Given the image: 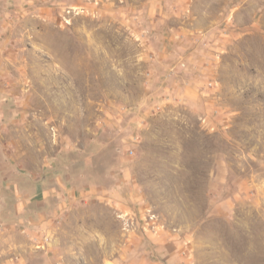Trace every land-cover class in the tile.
Listing matches in <instances>:
<instances>
[{
	"label": "rangeland",
	"instance_id": "rangeland-1",
	"mask_svg": "<svg viewBox=\"0 0 264 264\" xmlns=\"http://www.w3.org/2000/svg\"><path fill=\"white\" fill-rule=\"evenodd\" d=\"M0 229V264H264V0H0Z\"/></svg>",
	"mask_w": 264,
	"mask_h": 264
},
{
	"label": "crops",
	"instance_id": "crops-1",
	"mask_svg": "<svg viewBox=\"0 0 264 264\" xmlns=\"http://www.w3.org/2000/svg\"><path fill=\"white\" fill-rule=\"evenodd\" d=\"M115 196H116V198L115 199H119V200H121V198H122V196L121 195H118L117 193H113ZM6 233L4 232V231H2L1 229H0V254H4L5 255V253H7V252H9V249L6 251L5 250V240H6ZM172 247L171 248H175V246L174 245H171ZM20 249H18V251L17 252H19V254H22L21 252L22 251H19ZM35 250V251H34ZM27 252H28V254L29 255H27L29 258H32L33 257V254L32 253H36V252H38V250H36V249H27ZM36 255V254H35ZM0 256H2V255H0ZM25 264L24 263V260L23 259H21L20 261H19V264Z\"/></svg>",
	"mask_w": 264,
	"mask_h": 264
}]
</instances>
